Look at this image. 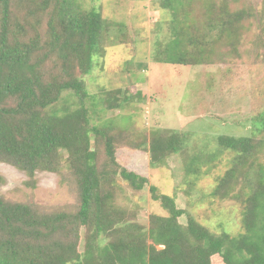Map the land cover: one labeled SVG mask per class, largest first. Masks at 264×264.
<instances>
[{
	"label": "trees",
	"instance_id": "1",
	"mask_svg": "<svg viewBox=\"0 0 264 264\" xmlns=\"http://www.w3.org/2000/svg\"><path fill=\"white\" fill-rule=\"evenodd\" d=\"M81 3L0 0V163L25 172L30 188L38 171L69 177L73 193V203L56 207L10 200L0 191V264H213L214 258L264 264V109L249 119L248 136L215 139L219 154L231 159L210 195L239 203L242 227L235 236L215 233L116 158L124 146L148 152L149 165H157L183 149L184 131L151 129L145 137L115 124L92 125L88 101L92 113L100 103L107 113L138 95L115 88L98 98L86 89L84 77L113 25L98 6ZM201 4L205 12L197 11ZM160 7L171 19L154 60L181 66L208 61L202 27L225 29L249 17L231 13L225 0H160ZM118 181L133 193L148 187L165 213H151L146 225L133 218L118 203Z\"/></svg>",
	"mask_w": 264,
	"mask_h": 264
},
{
	"label": "rangeland",
	"instance_id": "2",
	"mask_svg": "<svg viewBox=\"0 0 264 264\" xmlns=\"http://www.w3.org/2000/svg\"><path fill=\"white\" fill-rule=\"evenodd\" d=\"M81 1L88 9L98 6L113 25L104 35L95 66L84 77L86 89L98 98L101 90L115 88L127 96L138 95L125 109L107 113L101 103L92 113L88 101L92 125L115 124L145 137L151 129L184 131L183 149L157 165H149L148 152L124 146L118 147L117 161L147 177L160 193L174 197L186 216L211 231L241 233L240 204L210 195L231 159L227 151L219 154L215 139L223 134L248 136L249 119L264 109V0H225L231 13L241 10L249 17L225 29L220 23L202 27V35H208L203 46L212 50L208 61L184 66L154 60L159 41L167 40L171 19L160 0ZM205 9L202 4L197 7ZM183 46L191 48L185 40ZM259 159L264 167V148ZM0 176V191L7 199L56 207L73 203L69 177L38 171L30 188L26 173L5 163H0ZM118 183L123 184L118 203L131 209L133 218L146 225L151 213H165L151 200L148 187L133 193ZM186 221L185 216L180 219ZM213 264H221L220 259L214 258Z\"/></svg>",
	"mask_w": 264,
	"mask_h": 264
}]
</instances>
